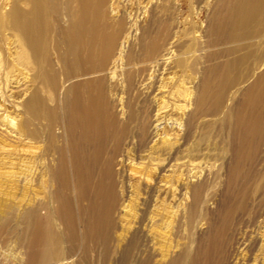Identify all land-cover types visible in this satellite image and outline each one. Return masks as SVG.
I'll list each match as a JSON object with an SVG mask.
<instances>
[{"label":"rangeland","instance_id":"374dc122","mask_svg":"<svg viewBox=\"0 0 264 264\" xmlns=\"http://www.w3.org/2000/svg\"><path fill=\"white\" fill-rule=\"evenodd\" d=\"M13 1L0 0V119L22 121L28 119L25 103L31 100L32 93L41 91L46 96L49 91L42 87L33 60L29 61V65L17 63V52L21 49L18 47L19 38L7 20ZM21 1V6L26 7L25 1ZM240 3L241 0H107L104 5L106 32L113 34L121 24L124 26V32L117 42L116 55L111 59L107 71L108 90L112 100L111 111L108 117L103 118V132L106 131L107 134L102 143L100 166L97 167V160L93 155L92 162H88L87 156L83 162L78 160L69 169L65 180L50 187L52 190H59L63 205L65 201H71L70 215L75 219L76 234L81 243L74 255L67 257L69 242L66 236L63 237L60 250L64 258L52 264H76L84 254V248L94 245L101 249V256H107L105 264H264V194L254 188L258 175L247 181L251 165L254 170L264 165V140L251 160L244 157V142L248 145L252 143L245 131L239 130L233 115L239 105L244 106L245 110V106L253 99L254 92H258L256 86L260 84V89L264 87V79L256 82L257 75L264 73V33L258 32L252 38H247L244 34L245 39L237 37L229 40L230 38L225 37L226 29L233 33V37L236 34L237 29L233 24L237 21L235 17L239 15ZM262 10L264 11V6ZM254 19L250 24L251 29L259 31L262 23L255 17ZM65 23L66 18L61 25L64 26ZM166 24L171 29L168 30ZM147 28L160 33L161 45L169 42L170 54L164 58L167 66L164 83L169 90L172 89L171 92H165L166 88L162 89L160 100L164 98L171 102L172 110L168 117L152 122L153 128L164 130L149 144L143 134L147 122L150 124L145 121L144 109L147 106L146 96L150 91L148 87L157 76L154 67L156 64L149 68L144 82L137 83L131 91L133 98H130L132 103L128 108L135 112L133 114L122 105L131 96L120 87V79L124 76L118 75L126 70L122 58L117 62L122 53H138L142 31ZM57 36L59 39L51 43V59H40V64L45 75H54V84L61 89L58 107L62 108L64 90L79 79L67 78V68L62 61L66 42L61 41V33ZM206 54L212 56L209 61ZM244 55L247 56L246 60L241 62L239 59ZM129 70L133 71L134 67ZM229 70L241 72L242 77L235 85L236 88L221 100L224 101L221 102L222 111L203 118L206 124L211 125L212 131L201 148V157L197 159V129H187L186 122L195 109L194 102L199 91H205L209 87V95L204 101H212L213 89L225 84L216 80L217 74ZM8 76L12 82L7 87L3 81ZM203 79L209 86L202 85ZM114 84L117 85L116 88ZM2 86H5V91ZM212 87L214 88L211 89ZM250 92L252 94L248 95ZM172 94L179 95L181 99L174 98ZM45 103L47 106H55L49 97ZM156 104L161 105L162 102L157 100ZM223 110L228 115L226 122L222 121ZM133 116L136 117L134 120ZM30 125L31 131L36 132L34 139L29 136L19 139V135L12 134L10 129L0 124V138L6 136L3 138L6 143L13 148H28L38 152L36 166L31 167L29 179L24 185L20 184L17 189L12 190V193L20 191L17 193L24 199L20 204L24 205L31 199L44 202L46 191H49L46 188L49 175L46 170V142L43 139L48 129L35 120ZM230 126L239 130L235 137L232 129L229 131ZM54 132L59 136L62 133L60 126ZM65 140L67 142L68 138L65 137ZM81 141L84 142L83 139ZM151 145L157 149L144 152ZM66 148L72 156L69 145ZM97 150L98 147L95 152ZM173 151H177L178 159L172 163L180 164L175 168V175L168 176V193L156 198L157 208H154L149 217V226L144 233L136 234L131 217L126 216L120 228L103 231L98 236L100 239L93 231L88 235L84 234L87 232L84 229L85 221L88 213H91L87 208L89 202L93 205V199L101 193L98 188L101 182L100 168L105 169L107 164L113 167L120 187L126 181L124 178L128 176L130 169L133 172L139 171L137 177H142L143 181L131 183L132 198L139 205L148 193L147 177L159 176L157 166ZM205 154L211 155L208 157ZM49 157L52 159V156ZM197 160L200 164L194 174L192 164ZM228 161L231 170L227 172ZM178 184H181L184 192L180 204L175 202L174 195ZM198 194L201 198L197 202ZM156 209L164 214L160 216ZM53 212L54 210L51 215H54ZM55 223L61 227L64 236V225H60L57 220ZM3 255L7 259L5 264H17L23 258L21 249H7ZM13 259L16 261L13 262Z\"/></svg>","mask_w":264,"mask_h":264},{"label":"bare ground","instance_id":"6f19581e","mask_svg":"<svg viewBox=\"0 0 264 264\" xmlns=\"http://www.w3.org/2000/svg\"><path fill=\"white\" fill-rule=\"evenodd\" d=\"M24 1L26 7L21 6V0H14L7 13V20L17 34L19 38L18 47L21 48L17 52L16 60L19 65H29V61L33 60L37 67L36 75L39 76L42 87L49 92L46 96L41 91L32 93L31 100L29 99L25 103L28 111L27 120L15 121L13 119L8 121L0 119V124L10 129L12 134L19 135V139L23 136H29L34 139L36 132L30 129V124L33 120L39 121L42 126L48 129L43 139L46 142L44 145L46 146L45 159L48 163L46 170L49 175L46 180V188L47 190L49 188V191H46L44 202H36L31 199L26 201L25 205L20 204V202H24L23 196L18 195L20 191L12 193V190L17 189L20 184L24 185L29 179L31 167L36 166L38 152L28 148H13L3 139L6 136H2L3 138H0V264H5V260H7L2 257L3 253L5 254V250L12 248L14 251L22 250L23 258L19 259L17 261L19 263L16 262L17 264H52L64 258L60 250V243L63 237L65 238L66 236V240L69 242L67 257L74 255L77 247L81 244L76 234L75 219L70 215L71 201H65L63 205L60 200L59 190H52V188L58 181L65 180L66 173L78 160L83 162V159L89 156L88 162L90 160L92 162L91 155H93L97 160V167L100 166L102 143L107 134L106 131L103 132V118L108 117L112 108V100L108 90L109 77L107 71L111 59L116 55L117 42L124 32V26L121 24L113 34L106 32L104 26V5L107 0ZM263 6L264 0H241L239 5L240 12L235 17L237 19L236 23L233 24L235 30L237 29L236 34L233 37V33L226 29L225 37L231 40L243 37L246 34L247 38H252L257 36L258 32L264 33ZM260 12L261 18L258 17ZM254 17L262 23L259 31L251 29L250 24L255 20ZM64 18H66L67 23L62 26ZM55 25H57V28L54 30ZM166 28L168 30L171 29L167 24ZM158 29L163 32L160 27ZM57 32L61 33V41L66 42V50L62 56V61L67 68V78L69 80L79 79V81H75L64 90L62 108L58 107L60 103L58 97L61 89L54 84L55 77H52L54 75H45V71L44 69L42 70V65L40 64V59H51V43L57 41V34L59 35ZM141 36L137 54L126 52L117 58V62L122 58L121 60L126 70L118 76H124L120 79V87L128 91L131 96L127 97L122 105L128 112L135 114L131 108H128L132 103L130 98H133L131 91L137 83L144 82L148 76L149 68L156 64L154 67L156 68L157 76L148 87L150 91L146 96L147 106L144 109L145 121H149L150 124L147 122L145 128L144 126L141 127V130L144 128L143 134L147 144H149L153 141L152 139L163 133L164 130L153 128L152 122L159 121L161 117H168L170 115L169 112L172 110L171 102L164 100V98L160 100L163 88L167 89L165 92H171L172 90H169L168 85L164 83L166 78L164 71L167 70L164 58L170 54V48L169 42L166 45L160 44V33L157 30L144 29ZM245 38L243 37L242 39ZM205 57L209 61L212 56L206 54ZM246 57L244 55L239 60L243 62ZM5 64L9 65L7 62ZM132 67H134V70L130 71L129 69ZM240 73L233 70L218 73L216 80L223 81L222 83L225 84L221 87L217 86L216 89L214 87L211 88H214L212 101H204V98L209 95V87H206L205 91H199L198 93V97L194 102L195 109L186 122L187 129L190 130V127L197 129L198 142L195 145L198 154L197 159L201 157V148L212 131L211 125L206 124L203 118L222 111L221 102L223 103L224 101L221 100L230 90L236 88L235 85L239 83L238 80L242 77ZM159 74L163 77L161 78ZM256 78V82L259 83V80L262 81L264 79V73L258 74ZM0 80H2V77H0ZM161 80L163 81L161 82ZM11 82L12 80L11 77L9 79V76L6 81H3L7 87ZM202 85L204 87L205 85L209 86L204 79ZM3 87L5 91V86H2V89ZM114 87L116 88L117 85L114 84ZM256 89L258 92H254L253 99L248 103V106H245V110L244 106L239 105L233 114L235 121H237L236 124L240 128L239 130H244L245 135L251 140V145L244 142V157L249 160L254 157L257 148L262 145L264 140V87L260 89L259 84ZM253 90L255 91V88ZM251 94L252 92L248 95ZM172 95H174V98L181 99L179 95ZM47 97L55 106L46 105ZM165 98L168 97L165 96ZM157 100L162 102V104L157 105ZM155 115L157 116L155 117ZM135 118V116L132 117L133 120ZM227 120L228 115L223 110L222 121L226 122ZM57 126H60L62 130L59 136L54 132ZM229 129V131L232 129L234 137L239 133V130L234 129V126H230ZM65 137L68 138L67 142ZM62 145L65 146L63 147ZM67 145H69L72 156L67 151ZM96 147H98V150L95 152ZM149 147L151 148L147 151L144 150V152L157 149L156 146L151 145ZM174 151L162 159L161 165L157 166L159 176L147 177L148 193L139 205L131 194V183L143 181L142 177H137V174L140 173L139 171L133 172L134 170L130 169V173L124 178L126 181L120 187L119 181H117V172L116 170L113 172V167H109L107 164V166L104 165L105 169L100 168L101 182L98 184V188L101 193L97 194L93 199V205L91 201L89 202L87 208L91 213L87 215L84 225V229L87 232L84 234L88 235L93 231L98 237L107 229H118L122 226V220H125L126 216L131 217L136 234L144 233L145 228L149 226L147 223L149 217L154 208H157L155 202L158 197L168 193L166 191V186L169 183L168 176H174L176 173L175 168L180 164L172 163L173 160L178 159V156H176L178 153ZM205 155L209 157L211 154ZM49 156H52V159ZM199 164L200 161L192 164V170H195L194 174L197 173ZM227 166L228 172L231 170L230 162ZM250 168L252 169L248 172L247 181L254 175H258L254 188L264 194V165L257 170L253 169V165ZM256 172L258 174H255ZM174 195L175 202L179 203L184 195L181 184L176 186ZM200 198L199 196L197 202L200 201ZM51 202H53V205ZM50 208L52 209L50 210ZM52 210H54V215H51ZM156 213L160 214V216L164 214L160 209H156ZM56 220L60 225H64V236L62 235L61 227L55 223ZM59 229L61 232H59ZM97 250H99L98 255ZM110 255L111 249L108 256L110 257ZM99 256L100 259L98 260ZM106 260L107 256L104 257V254L101 256V249L94 245L84 248V254L76 261V264H105ZM15 261L13 259V262Z\"/></svg>","mask_w":264,"mask_h":264}]
</instances>
